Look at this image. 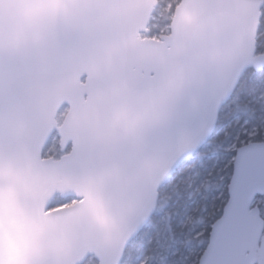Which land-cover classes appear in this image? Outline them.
Segmentation results:
<instances>
[{
  "label": "snow or ice",
  "instance_id": "snow-or-ice-1",
  "mask_svg": "<svg viewBox=\"0 0 264 264\" xmlns=\"http://www.w3.org/2000/svg\"><path fill=\"white\" fill-rule=\"evenodd\" d=\"M144 8L0 0V264H264V0Z\"/></svg>",
  "mask_w": 264,
  "mask_h": 264
},
{
  "label": "water",
  "instance_id": "water-1",
  "mask_svg": "<svg viewBox=\"0 0 264 264\" xmlns=\"http://www.w3.org/2000/svg\"><path fill=\"white\" fill-rule=\"evenodd\" d=\"M13 4L17 3L18 0H12ZM145 8L143 9V16H142V23L145 26V30H147V21L148 18L151 16L152 10L156 9L158 6V0H144ZM10 14L15 15L16 9L13 7L9 10ZM245 18L249 21L254 28L259 24V13L258 11H253L252 9L245 10ZM156 45H160L161 42L156 41L153 42ZM55 126L54 124L52 125Z\"/></svg>",
  "mask_w": 264,
  "mask_h": 264
},
{
  "label": "trees",
  "instance_id": "trees-1",
  "mask_svg": "<svg viewBox=\"0 0 264 264\" xmlns=\"http://www.w3.org/2000/svg\"><path fill=\"white\" fill-rule=\"evenodd\" d=\"M158 2H159V4H160V3L162 2V0H158ZM159 4H158V5H159Z\"/></svg>",
  "mask_w": 264,
  "mask_h": 264
}]
</instances>
